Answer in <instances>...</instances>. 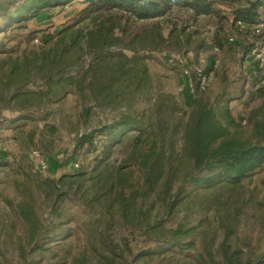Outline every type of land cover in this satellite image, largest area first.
<instances>
[{
  "label": "rangeland",
  "instance_id": "obj_1",
  "mask_svg": "<svg viewBox=\"0 0 264 264\" xmlns=\"http://www.w3.org/2000/svg\"><path fill=\"white\" fill-rule=\"evenodd\" d=\"M212 1L209 15L173 8L158 20L119 19V29H126L123 43L136 37L134 52L124 50L122 44L89 54L82 35L94 27L78 24L82 4L54 9L29 21L28 30L36 33L32 42L12 41L13 46L22 45L11 54L20 65L13 75L12 91H34L44 85L48 67H62L53 78L50 100L39 109L31 97L10 101L13 94L5 91L6 80H2L10 60L0 55V95L4 100L0 102V264L210 263L211 257L220 260L223 225L235 218V235L229 243L242 250L244 259L264 254V165L235 191L193 190V185L186 184V195L182 194L173 209L171 206L191 170L182 153V129L193 101L199 96L213 101L221 92L230 93L232 117L238 123L247 122L241 126L245 137H249L251 121L259 117L264 103V94L253 90L261 71L249 55H243L245 51L234 50L226 42L227 37L235 41L245 37L232 25L234 6L224 0ZM67 28V33L60 34ZM253 32L247 35L249 40L261 38L255 33L252 36ZM48 35L55 37L52 42H46ZM218 40L223 45L221 64L212 71ZM31 47L36 55L30 53ZM23 52L29 56L27 61ZM199 52L206 55L211 78L204 94L197 92L194 82L189 85L192 76L185 73L197 62ZM172 53L177 55L175 62L170 61ZM104 59L110 65L103 70L105 78L111 79L103 81L109 90L94 96L80 75ZM125 116L140 121L148 135L143 150L153 154L149 167L140 169L133 163L128 168L130 184L138 186L140 193L136 207L130 209L135 224L123 219L114 190L109 191L113 170L108 179L95 173L97 159L89 146L73 157L85 163L82 171L86 178L74 184L59 182L63 176L76 174L66 167L74 154L71 136L93 134L100 146L105 138L99 131ZM16 119L19 128L12 124ZM47 125L55 134L46 130ZM132 147V136L115 147L111 158L115 168ZM37 155L48 162L46 173L39 171ZM157 176L153 188L144 183V179ZM57 183L60 190L55 189ZM129 193L126 190V197ZM20 204L31 213L34 230L17 210ZM173 243L184 247L183 252H153L169 249Z\"/></svg>",
  "mask_w": 264,
  "mask_h": 264
},
{
  "label": "trees",
  "instance_id": "obj_2",
  "mask_svg": "<svg viewBox=\"0 0 264 264\" xmlns=\"http://www.w3.org/2000/svg\"><path fill=\"white\" fill-rule=\"evenodd\" d=\"M224 1L234 6L233 27H236L238 22L246 26L245 29L240 31L242 35H245L243 39L230 42V37H227L226 42L234 50L241 51L242 49V51H245L243 55L247 56L251 47L247 43V40H249L247 35L252 34L253 28L257 25L264 24V0ZM212 2V0H0V55H6L10 60L7 73L2 75L3 78L1 77L2 80H6L5 91H11L13 95L10 97V101L13 102H17L21 96L31 97L37 102L38 109L50 100L53 78L62 72V70H58L62 67L57 69L54 64L46 69V74L43 76V86H38L34 91L23 94L19 90L12 91V88L15 87L13 75L18 73L20 65L11 57V54L18 52L22 47L21 43L13 46L12 41L22 40L30 44L36 33L28 30L27 23L41 14L51 13L54 9L62 10L74 4H82L84 9L78 24L83 22L90 25V27H94L88 29L82 35L87 42L88 53L94 54L99 49L124 44L123 34H126V29H119V26H121L118 22L119 19L127 22L158 20L165 17L173 8H187L198 15H209L212 11ZM105 22H108V25L105 26ZM117 29H119V33H116ZM69 30L68 28L61 30L60 34L67 33ZM252 36H255L254 32ZM54 38L53 35H48L45 40L49 43ZM135 43L136 37H133L123 45V49L134 52ZM216 45L221 49L223 48L220 40L216 42ZM30 53L36 55L34 47H31ZM22 56L24 61L29 58L26 52H23ZM123 58L126 62H130L127 57L123 56ZM109 66V62L104 59L81 72V81L86 83L92 95L96 96L107 92L108 87L104 86L103 81L111 79L105 78L106 73L103 70H106ZM3 101L2 95H0V102ZM231 102V94L226 91L217 95L213 102L204 96H199L193 101L182 129V153L188 160L191 170L183 178L174 200L172 199V209L180 198H183L182 194L186 190V184L193 185V190L235 191L242 186L247 178L264 165V103L260 108L259 117L251 121L249 137H245L241 129V123H238L231 115L229 107ZM27 118L29 117L23 119ZM19 119L12 122L16 128H19L16 124ZM46 130L51 135L56 132L54 128L48 125ZM99 132L105 139L100 142V152L95 156L97 165L94 171L98 174V177L106 175L108 179L110 172L113 170V181L108 183L109 191L114 190V201L118 204L123 219L127 223L135 224L136 216L134 213H130V209L136 207L140 193L138 186L130 184L129 177L132 173L128 171V168L133 163L137 164L140 169L150 166L153 154L143 150L148 135L140 121L132 116L122 117L111 125L104 126ZM129 136H132L133 139V150L115 168V165L111 162L115 147L123 143L124 139ZM94 139L93 134L85 135L79 139L78 145L80 148L85 145L89 146L92 150ZM50 146L51 144L47 147ZM137 154L141 155V158ZM82 170L77 171L75 175L63 176L59 182L74 184L81 181L86 178V173ZM159 178L160 176L155 177L153 180L144 179V183H148L153 188ZM55 189H61L58 183L55 184ZM126 190H130L127 197ZM185 195L186 193L183 194V196ZM143 196L145 197L146 193ZM17 210L24 221L30 224L31 230H34L29 210H26L22 204L17 205ZM240 211V208L237 209V213H240ZM236 220L237 218L233 222L223 225V240L218 250L220 260L216 261L211 257L210 263L200 260V264H264V254L244 259L242 250L229 243L235 235ZM262 225L264 228V215ZM189 247L190 245L185 246V248ZM183 249L184 247H178L173 243L169 249L158 248L153 252L162 255L166 252H177L176 250L182 253ZM75 264L84 263L76 261Z\"/></svg>",
  "mask_w": 264,
  "mask_h": 264
},
{
  "label": "built area",
  "instance_id": "obj_3",
  "mask_svg": "<svg viewBox=\"0 0 264 264\" xmlns=\"http://www.w3.org/2000/svg\"><path fill=\"white\" fill-rule=\"evenodd\" d=\"M236 27L239 30L245 29V25L241 22H238ZM254 33L256 35H260L261 38H255L254 40L250 41V53L249 56L251 57V61H253L259 70L261 71V76L258 77V79L255 81L253 85V90L256 92H261L264 94V24H259L256 27H254ZM230 42H234L235 39L233 37L229 38ZM214 57L211 60L210 68L212 71H217L220 68L221 64V48L219 46H214L213 48ZM177 59V55L175 53H172L170 55V61L175 62ZM206 62L207 58L206 55L203 52L198 53L197 62L192 65L191 67L187 68L185 70L186 74L191 73L192 78L189 79V85H192L193 82L196 85V90L199 94L205 93L210 85V75L208 74V71L206 70ZM179 91H183V87L179 88ZM247 122L245 120L242 121L241 125H246ZM83 134H74L71 136L72 140V152L74 153L72 156V159H70L67 162V169L72 170L74 172H77L84 168L85 163L82 161L81 158H73L77 154L80 153V147L78 145L79 139H81ZM86 146V145H85ZM84 146V147H85ZM100 152L99 142L98 140H94L91 153L95 157ZM37 167L40 172L46 173L48 171V162L41 156L37 155Z\"/></svg>",
  "mask_w": 264,
  "mask_h": 264
},
{
  "label": "crops",
  "instance_id": "obj_4",
  "mask_svg": "<svg viewBox=\"0 0 264 264\" xmlns=\"http://www.w3.org/2000/svg\"><path fill=\"white\" fill-rule=\"evenodd\" d=\"M230 21H232L231 19H230ZM214 100V99H213ZM213 102V101H212Z\"/></svg>",
  "mask_w": 264,
  "mask_h": 264
}]
</instances>
